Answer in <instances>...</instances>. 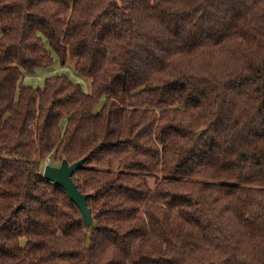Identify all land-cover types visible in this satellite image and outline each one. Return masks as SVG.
<instances>
[{
	"label": "trees",
	"instance_id": "1",
	"mask_svg": "<svg viewBox=\"0 0 264 264\" xmlns=\"http://www.w3.org/2000/svg\"><path fill=\"white\" fill-rule=\"evenodd\" d=\"M0 264H264V0H0Z\"/></svg>",
	"mask_w": 264,
	"mask_h": 264
},
{
	"label": "water",
	"instance_id": "2",
	"mask_svg": "<svg viewBox=\"0 0 264 264\" xmlns=\"http://www.w3.org/2000/svg\"><path fill=\"white\" fill-rule=\"evenodd\" d=\"M85 161L86 158L70 164L63 160L59 167L47 165L44 170V178L67 192L70 200L80 209L86 225L90 227L93 217L87 202L89 195L82 194L73 180V175L84 165Z\"/></svg>",
	"mask_w": 264,
	"mask_h": 264
},
{
	"label": "rangeland",
	"instance_id": "3",
	"mask_svg": "<svg viewBox=\"0 0 264 264\" xmlns=\"http://www.w3.org/2000/svg\"><path fill=\"white\" fill-rule=\"evenodd\" d=\"M55 62L54 64L45 69H40L36 74L30 75L26 74L25 76V85L32 86L34 88H43L45 85V81L48 77L51 76H59V75H66L71 80H73L75 83L80 84L83 89L89 93L91 92V83L90 80L83 78L82 76L78 75V73L75 71L73 67V62L69 61L66 65H61L59 59L57 56L54 55ZM101 108V106H100ZM99 109V108H98ZM49 161H44L43 168L45 170L46 164ZM150 183L153 186L154 185V179H150Z\"/></svg>",
	"mask_w": 264,
	"mask_h": 264
}]
</instances>
